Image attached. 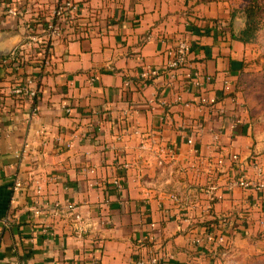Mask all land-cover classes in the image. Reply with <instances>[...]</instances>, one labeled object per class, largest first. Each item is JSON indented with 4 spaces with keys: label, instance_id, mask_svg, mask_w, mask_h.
Returning a JSON list of instances; mask_svg holds the SVG:
<instances>
[{
    "label": "crops",
    "instance_id": "obj_1",
    "mask_svg": "<svg viewBox=\"0 0 264 264\" xmlns=\"http://www.w3.org/2000/svg\"><path fill=\"white\" fill-rule=\"evenodd\" d=\"M3 1L22 11L16 18L0 14V264H91L93 256L99 264H136L148 247L167 256L164 264H260L264 195L218 192L223 198L209 209V185L223 191L229 168L213 177L191 169L199 158L216 157L217 148L242 161L256 158L235 86L253 45L233 38L240 26L230 4L74 0L75 33L47 43L51 65L15 71L9 56L61 0ZM180 38L193 46V68L217 78L216 111L198 107L194 90L184 92L183 72L175 81L169 74L140 80L145 67L164 68L167 47ZM26 78L36 80L34 102L12 93ZM179 94L192 106L175 102ZM199 124L203 136L195 132ZM151 136L178 147L175 162L161 166L143 150L142 139ZM26 145L31 153L21 162L17 154ZM16 178L24 184L18 192ZM39 180L47 182L37 198ZM170 193L185 201V219L169 218ZM68 203L77 215L64 209ZM237 213L244 219L227 230V251L194 245ZM152 235L153 242L146 240Z\"/></svg>",
    "mask_w": 264,
    "mask_h": 264
},
{
    "label": "built area",
    "instance_id": "obj_2",
    "mask_svg": "<svg viewBox=\"0 0 264 264\" xmlns=\"http://www.w3.org/2000/svg\"><path fill=\"white\" fill-rule=\"evenodd\" d=\"M22 9L19 7L8 5L3 0H0V14L9 17H19ZM80 12V6L74 0H61L48 20L40 23V29L29 28V36L27 37V43L23 44L21 48L11 54L10 62L14 63L15 71H21L22 66L29 63L35 69L43 71L46 67L51 65L50 50L46 49L48 42L52 40H61L64 37L71 38L75 33V25L72 21L76 15ZM193 46L187 38H180L174 45H170L166 49L167 62L164 68L155 69L152 67H145L141 74L140 80L143 83H147L151 80L157 79L162 75H167L175 81L179 74L183 72V80L185 81L184 92H191L194 90L196 96V104L198 107L208 109L210 111H216L218 107L219 98L215 94L213 86L217 81V78L207 73L201 72L190 63V55L192 53ZM16 56H18L16 58ZM16 58V59H15ZM28 65V66H29ZM230 82L225 80L223 82L224 90L229 87ZM13 95L26 98L29 101H33L37 98L36 80L32 78H26L23 83L16 85L12 90ZM177 103H182L186 107H191L192 102H184L182 95L179 94L176 98ZM39 108L33 109V116H37ZM224 114V112H220ZM205 127L202 124L196 126V133L200 136L205 134ZM212 132V131H211ZM214 141L219 142V135H214ZM67 149L71 148V144L65 145ZM143 150L149 151L158 160L159 165L163 166L166 162L173 163L176 161L179 149L176 145H170L160 137L151 136L146 139H142ZM216 157L199 158V160L192 164L191 169L199 175L200 173L213 177L217 172H225L227 168L228 176L223 191H219L217 184L209 185L207 191V197L209 201V209L211 205L223 198L222 193H232L235 190H242L247 192H253L258 194H264V162L259 158H254L248 162L242 161L240 154L220 151L217 148ZM31 148L26 145L24 149L17 154L19 161H23L29 157ZM251 169V171L249 170ZM225 170V171H224ZM89 174H94V170L88 171ZM50 182H56L57 177L51 176ZM46 180H39L36 184L35 192L36 197L40 198L45 194L44 184ZM112 185L118 190L124 189L120 179H115ZM24 187L23 182L16 178L14 181L13 190L18 192ZM170 201L175 205L174 212L169 215L172 219H185L186 205L183 198L178 193L168 194ZM38 203V200L36 201ZM56 207H60L59 204ZM64 209L72 214H75L76 208L73 204H66ZM37 213H40L37 209ZM77 215V214H75ZM237 217V218H236ZM236 217H229L218 224L217 227L212 230L205 231L202 237H197L194 240V245L197 248L214 246L217 248H223L225 251L229 248V238L227 236V230L235 227L239 221H242L244 217L240 214H236ZM77 220H80V216H77ZM261 230L259 239L264 244V221L260 223ZM153 231L155 224L149 225ZM146 240L153 242L154 236H148ZM148 247L143 255H139L136 264H164L167 256L161 253L157 249ZM91 264H99V258L92 257Z\"/></svg>",
    "mask_w": 264,
    "mask_h": 264
},
{
    "label": "rangeland",
    "instance_id": "obj_3",
    "mask_svg": "<svg viewBox=\"0 0 264 264\" xmlns=\"http://www.w3.org/2000/svg\"><path fill=\"white\" fill-rule=\"evenodd\" d=\"M250 0H227L232 10L238 12L236 20L244 27V7ZM247 51L245 68L239 88L251 134V147L256 158L264 159V28L258 40ZM264 195V194H263Z\"/></svg>",
    "mask_w": 264,
    "mask_h": 264
},
{
    "label": "trees",
    "instance_id": "obj_4",
    "mask_svg": "<svg viewBox=\"0 0 264 264\" xmlns=\"http://www.w3.org/2000/svg\"><path fill=\"white\" fill-rule=\"evenodd\" d=\"M214 2L228 3L227 0H196L197 4H207V3H214ZM237 14L238 12L232 10L231 20L233 23L237 18ZM243 14L245 16L244 27L242 29L241 27H239L237 32H235V30L232 29L233 38L244 45L255 44L258 40L259 32L261 31V29L264 28V0H250L248 4L244 7ZM17 57L18 56H16V58ZM28 65L29 63L22 66L21 67L22 70H25L26 67H28ZM11 67H14L13 62H11ZM242 73L243 71L239 75V78L235 85L236 90H238V92H240L239 83H240ZM260 264H264V259H262Z\"/></svg>",
    "mask_w": 264,
    "mask_h": 264
}]
</instances>
